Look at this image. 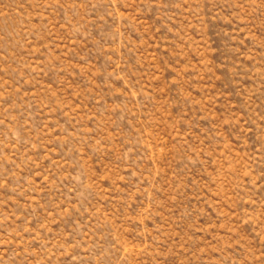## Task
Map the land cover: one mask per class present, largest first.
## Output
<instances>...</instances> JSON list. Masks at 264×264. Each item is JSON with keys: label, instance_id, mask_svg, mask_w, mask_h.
<instances>
[{"label": "rangeland", "instance_id": "obj_1", "mask_svg": "<svg viewBox=\"0 0 264 264\" xmlns=\"http://www.w3.org/2000/svg\"><path fill=\"white\" fill-rule=\"evenodd\" d=\"M0 264H264V0H0Z\"/></svg>", "mask_w": 264, "mask_h": 264}]
</instances>
